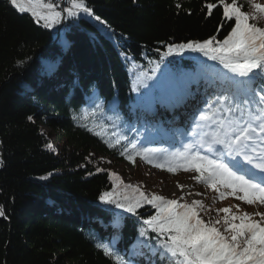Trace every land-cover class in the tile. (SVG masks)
Listing matches in <instances>:
<instances>
[{"label":"trees","instance_id":"obj_1","mask_svg":"<svg viewBox=\"0 0 264 264\" xmlns=\"http://www.w3.org/2000/svg\"><path fill=\"white\" fill-rule=\"evenodd\" d=\"M85 2L103 23L81 13L45 29L0 0V264H114L100 245L143 264L132 253L137 245L147 254L157 246L154 233L139 235L155 210L144 205L133 216L102 203L103 193L125 184L96 157L131 165L125 148L141 150L144 136L171 129L165 112L156 126L151 105L168 107L204 80L212 88L198 114L220 116L236 105L220 102V77L231 74L219 63L189 51L162 58L170 44L227 35L222 7L212 16L203 10L213 0ZM238 2L252 11L248 0ZM151 264L167 261L152 255Z\"/></svg>","mask_w":264,"mask_h":264},{"label":"snow or ice","instance_id":"obj_2","mask_svg":"<svg viewBox=\"0 0 264 264\" xmlns=\"http://www.w3.org/2000/svg\"><path fill=\"white\" fill-rule=\"evenodd\" d=\"M8 2L16 12L29 14L45 29L81 13L103 23L85 0H67L68 6L63 8L57 0ZM218 5L223 10L222 26L228 23L231 29L222 40L213 36L202 42L170 44L162 58L189 51L219 63L231 74L220 77L223 93L220 102L236 101L235 107H225L220 116L215 111L202 113L199 120L203 123L199 127L203 131L199 139L184 145L183 151L164 154L161 158L158 150H137L133 144L131 152L125 148L121 155L130 163L139 157L173 174L178 170L194 172L193 179L216 192L220 200L231 196L247 205L264 206V26L259 25L264 21V5L248 0L252 11L246 12L238 0H218V3L213 0L206 2L203 10L207 16H212ZM176 7L181 9L182 5L177 3ZM258 80L259 90L253 87ZM241 98L245 103L255 102V110L242 108ZM236 112L239 115H235ZM47 147L52 149L53 146ZM113 176L109 173L110 178ZM99 199L133 216H138L137 209L150 205L155 213L143 220L147 227L139 235L155 234L157 246L152 255H158L167 264H264V212H241L239 206L234 205L235 212L230 207L219 208L215 218L205 220L201 213L206 215L211 209L201 200L181 203L183 196L179 200L169 199L146 193L134 185H124L122 192H105ZM3 216L5 212L0 207V217ZM100 247L105 255L114 259V264H134L115 254L110 247Z\"/></svg>","mask_w":264,"mask_h":264},{"label":"rangeland","instance_id":"obj_3","mask_svg":"<svg viewBox=\"0 0 264 264\" xmlns=\"http://www.w3.org/2000/svg\"><path fill=\"white\" fill-rule=\"evenodd\" d=\"M263 0H256L261 4ZM93 98L91 97V100ZM90 102L88 101V104ZM110 107V106H109ZM111 109V107H110ZM196 127V126H195ZM194 132L188 138L183 137L178 145H174L173 138L169 135H163L160 141L153 140L152 138L145 137L141 141V145L149 146V148L157 147L153 150H158V154L163 157L164 154L175 153L178 151H183L182 145H186L194 142L198 139L197 130L194 128ZM50 138L54 143H59L62 140L55 138L53 133L47 129ZM199 133V132H198ZM60 144V143H59ZM161 144H164L166 148L159 147ZM157 145V146H156ZM203 154V152L201 153ZM97 163L101 166L102 169L112 170L115 174L121 177L122 182L125 185H134L139 186L142 191L146 193H155L158 195H162L169 199H178L183 196L184 200L180 201L181 203L188 202L190 203L192 200H201L211 211H209L206 215L202 213L205 220L209 217H216V209L223 207H230L232 211L235 212L236 208L234 205H238L241 212L247 211L248 213H254L256 211L264 212V206H252L244 204L241 201L236 200L234 197L228 196L224 200L218 199V194L214 192L212 189L207 188L205 185L197 183L193 177L196 175L194 172H185L183 170H178L175 174L169 173L163 170L155 169L152 166H145L140 161H135L131 165L120 163L116 161H110L107 165L100 158L96 157ZM180 185H182L183 192L177 193L176 189H180ZM188 189V191H187ZM169 191L172 193L169 194ZM177 193V194H176ZM195 193H200V195H195ZM215 199V203L213 200ZM221 217L223 213L220 214ZM259 219V217H256ZM142 260L149 261V258L142 257Z\"/></svg>","mask_w":264,"mask_h":264},{"label":"water","instance_id":"obj_4","mask_svg":"<svg viewBox=\"0 0 264 264\" xmlns=\"http://www.w3.org/2000/svg\"><path fill=\"white\" fill-rule=\"evenodd\" d=\"M60 7L63 8L64 7V0H60ZM63 25V20L62 22L60 23V27ZM59 32V30H58ZM58 32H57V36H56V39L58 38Z\"/></svg>","mask_w":264,"mask_h":264},{"label":"bare ground","instance_id":"obj_5","mask_svg":"<svg viewBox=\"0 0 264 264\" xmlns=\"http://www.w3.org/2000/svg\"><path fill=\"white\" fill-rule=\"evenodd\" d=\"M176 190H177V191H175V192H177L178 194L181 193V192H183V189H182L181 187H180L179 190H178V189H176ZM187 191H188V189H187ZM168 192H169V194L172 193V192L169 191V190H168ZM177 193H176V194H177Z\"/></svg>","mask_w":264,"mask_h":264}]
</instances>
